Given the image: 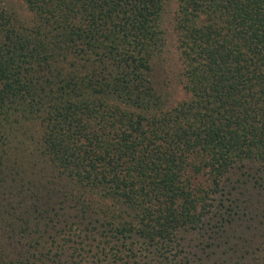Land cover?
Instances as JSON below:
<instances>
[{
  "label": "trees",
  "instance_id": "obj_1",
  "mask_svg": "<svg viewBox=\"0 0 264 264\" xmlns=\"http://www.w3.org/2000/svg\"><path fill=\"white\" fill-rule=\"evenodd\" d=\"M22 1L29 23L0 7V264H264V0H178L176 103L165 0Z\"/></svg>",
  "mask_w": 264,
  "mask_h": 264
},
{
  "label": "rangeland",
  "instance_id": "obj_2",
  "mask_svg": "<svg viewBox=\"0 0 264 264\" xmlns=\"http://www.w3.org/2000/svg\"><path fill=\"white\" fill-rule=\"evenodd\" d=\"M177 3L178 0H165L164 8L161 17V27L164 32V47L162 53L155 58L153 63L154 69V80L160 86H164L165 93L168 96L171 95L172 103H176L186 99L187 95L183 90V66L180 57V51L178 48V37L175 30V17L177 12ZM0 7L6 11L8 14L11 13L12 16H15L18 20L25 21L29 23L30 16L25 4L22 0H0ZM4 239V238H3ZM190 246L197 245V240L192 239H201L200 233H191L187 235L186 238ZM59 243L62 239H58ZM81 239H73L74 242H79ZM86 240V239H84ZM89 243L96 242L89 240ZM73 246V243H68ZM67 244V245H68ZM263 247V246H262ZM93 249L90 247L84 246L83 250H78L73 253L72 247L66 250L58 249L57 247L52 248V256L55 258L60 257L62 262L60 264H87L84 261V258H89L92 255ZM71 254H73V261L71 260ZM138 255H140L138 253ZM264 258V251H259L256 257ZM76 260H81L79 263ZM133 259L129 263H133ZM260 263V261L257 260ZM101 264V263H99Z\"/></svg>",
  "mask_w": 264,
  "mask_h": 264
}]
</instances>
